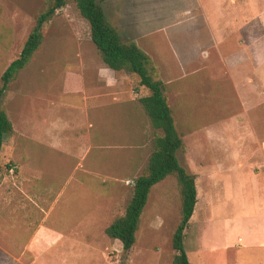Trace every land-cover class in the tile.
<instances>
[{
	"label": "rangeland",
	"instance_id": "1",
	"mask_svg": "<svg viewBox=\"0 0 264 264\" xmlns=\"http://www.w3.org/2000/svg\"><path fill=\"white\" fill-rule=\"evenodd\" d=\"M66 1L1 99L14 136L0 158V264H173L181 217L173 175L152 188L128 257L105 233L145 171L155 129L138 100L148 90L133 73L107 70L89 23L74 0ZM124 1L98 0L122 39L151 55L148 69L165 82L184 136L179 160L198 188L184 244L191 262L204 264L210 195L220 216H239L253 208L260 183L254 169L264 153V0L261 73L253 82L235 63L175 59L178 44H189V32L186 41L174 38L179 0H126V17ZM49 2L0 0V86ZM253 8L256 13L257 2L247 9ZM234 40L228 52L236 50ZM226 182L238 186L232 194L230 185L221 190Z\"/></svg>",
	"mask_w": 264,
	"mask_h": 264
},
{
	"label": "trees",
	"instance_id": "2",
	"mask_svg": "<svg viewBox=\"0 0 264 264\" xmlns=\"http://www.w3.org/2000/svg\"><path fill=\"white\" fill-rule=\"evenodd\" d=\"M81 16L90 26L91 40L96 46L106 67L115 71L133 73L139 78V85L148 94L139 97V103L155 129L152 150L143 174L135 179L132 198L123 214L114 218L106 227L108 237L121 242L128 257L137 240V232L152 188L173 175L180 187L181 217L172 236L175 250L173 264H193L185 248L186 229L198 202L196 176L180 162L179 152L184 151L182 132L177 127L174 110L165 94V82L155 78L148 69L151 57L136 41H124L118 29L109 21L98 0H74ZM66 0H50L36 18L19 56L14 59L2 75L0 86V158L4 146L13 143V123L7 112L1 108V99L9 84L27 66L44 41L43 29L57 11L66 5ZM8 168H11L8 165ZM2 165L0 162V172Z\"/></svg>",
	"mask_w": 264,
	"mask_h": 264
},
{
	"label": "crops",
	"instance_id": "3",
	"mask_svg": "<svg viewBox=\"0 0 264 264\" xmlns=\"http://www.w3.org/2000/svg\"><path fill=\"white\" fill-rule=\"evenodd\" d=\"M256 2V13L253 8L251 14L247 8L256 5ZM127 5L129 4L125 0L121 6V15L125 17ZM259 5L260 0H179L178 8L173 11L177 15L173 25L175 31L180 34L174 38L178 42L186 41L183 34L189 32V44H178L180 52L176 51L175 59H190L195 64L201 59L205 63L221 59L223 65L231 68L230 63H235L239 65L240 70L242 68L247 71L242 72V77L246 75L250 82L257 77L260 80L262 24ZM242 6L248 12L246 16ZM238 8H241L242 12L237 10ZM136 25L138 26L137 23ZM232 39H235L232 47L236 50L228 52L227 48H230ZM214 49L217 52H214ZM182 63L184 64L183 61ZM106 68L110 72H119ZM254 172H257L256 177L260 182L255 187L256 200L252 209L242 211L239 216H220L219 212H216L214 196L210 195V203L205 213L204 264H264V153ZM235 185L226 182L221 186V190H227L229 186L232 194L235 187H238ZM218 225H221V229L217 228ZM222 229L224 231L219 233Z\"/></svg>",
	"mask_w": 264,
	"mask_h": 264
}]
</instances>
